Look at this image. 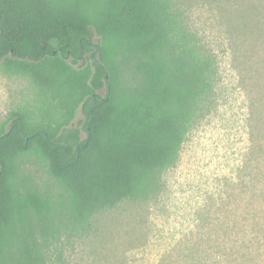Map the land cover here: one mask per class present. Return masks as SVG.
Here are the masks:
<instances>
[{
    "label": "trees",
    "instance_id": "trees-1",
    "mask_svg": "<svg viewBox=\"0 0 264 264\" xmlns=\"http://www.w3.org/2000/svg\"><path fill=\"white\" fill-rule=\"evenodd\" d=\"M0 71L28 84L0 122V264H48L49 238L152 194L213 81L168 0H0ZM32 154L62 191L35 180ZM49 203L67 222L16 239Z\"/></svg>",
    "mask_w": 264,
    "mask_h": 264
},
{
    "label": "rangeland",
    "instance_id": "rangeland-1",
    "mask_svg": "<svg viewBox=\"0 0 264 264\" xmlns=\"http://www.w3.org/2000/svg\"><path fill=\"white\" fill-rule=\"evenodd\" d=\"M168 2L211 61L205 104L155 191L49 238L48 264H264V0ZM27 86L0 71V122L24 104ZM82 119L78 108L73 123ZM36 160L25 159L35 180L62 191ZM48 205L18 220L16 239L67 222L68 207Z\"/></svg>",
    "mask_w": 264,
    "mask_h": 264
}]
</instances>
